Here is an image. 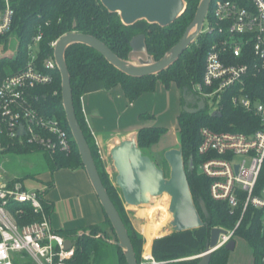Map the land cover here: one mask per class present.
<instances>
[{
	"label": "trees",
	"instance_id": "trees-1",
	"mask_svg": "<svg viewBox=\"0 0 264 264\" xmlns=\"http://www.w3.org/2000/svg\"><path fill=\"white\" fill-rule=\"evenodd\" d=\"M184 1L186 4L185 11L180 18L172 25L161 28L158 25H149L145 21L136 22L134 26H126L121 22L120 16L107 11L101 5L100 0H14L15 16L12 30L7 35L0 37V42L7 41L10 36L14 35L19 44V55L13 60L0 58V83L5 78L13 76V74L27 67L30 60L28 49L31 40L39 32H42L43 37L36 57L38 65L43 64L52 55L51 42L64 34L73 32L92 35L100 42L105 43L117 57L126 61H131V39L135 35L142 34L145 37L147 55L152 57L154 61H158L180 41L179 39L193 20L201 0ZM208 23L212 26L215 25L211 10L208 14ZM216 37L215 28L211 32L201 33L196 38V42L182 54L181 58L164 72L151 77L136 79L118 72L91 47L74 44L65 51L64 58L70 74V88H72L76 119H78L82 133L85 135L89 149H91L107 194L110 195L123 224L126 225L138 264L141 262L140 252L144 240L142 238L138 242L134 240L129 232L126 220L121 210H119V200L112 195L114 187L110 184L107 175L104 174V168L98 158L94 139L83 116L80 99L91 91L111 90L121 87L127 101L134 103L141 95L154 92L157 82H161L166 89L170 88L171 83H175L181 92L184 88H188L190 91L195 84L202 80L205 57ZM52 75V83L36 87L31 91L32 104L40 114L53 116L61 120L67 134L72 139V151L69 154L44 152L45 158L47 157L48 160L47 166L51 173L61 169L77 170V168L84 166L81 163L79 150H77L65 119L61 101V75L58 71H54ZM246 81L250 93L251 87L258 88L263 85L260 77H253L252 75H249ZM181 101L184 105L182 97ZM221 115V117H212V115L207 114L205 109L194 115L182 110L178 115L177 132L180 135V147L187 171L190 193H192L194 205L199 211L203 224L198 229L180 233L173 232L171 237L155 239L152 248L155 263L198 264L200 259H191L190 257L201 255L209 242L211 230L220 227L228 231L234 230V239L238 237L249 244L253 253L252 264H264V225L261 222V211L249 207L239 222L242 208L238 207L231 211L226 203L213 201L208 192V179L198 175L197 172L199 163L202 160L201 155L198 154L199 129L201 127H207L217 132L245 133L250 132L248 124L255 125L257 123L251 115L233 108L227 97L223 99ZM140 117L144 120H152L153 118L148 114L140 115ZM137 133V147L144 153L153 144L158 143L167 133V130L163 127L152 126L142 127ZM38 151L33 147L15 146L0 151V156L8 152L30 154ZM190 162L194 165L193 170L186 166ZM18 181L20 180L18 179ZM50 188L51 183L48 189ZM200 202L204 203L208 213L207 216L202 212ZM43 206L45 211L50 214L53 207L51 202L45 199ZM107 225L110 226V223L106 217L104 224L93 225L94 227L86 229L90 231L89 234H86V232L77 234L79 231L57 232L62 237L64 236L74 242V258L68 264H127L126 257L118 245L107 243L103 239L92 236L94 232H101ZM110 227L115 235L112 226ZM190 235H193L191 239H189ZM109 247L115 248L116 256L115 258L111 257L110 262L106 261L103 256V249ZM212 254L209 264H229L230 252L225 250L224 247L218 248Z\"/></svg>",
	"mask_w": 264,
	"mask_h": 264
},
{
	"label": "built area",
	"instance_id": "built-area-1",
	"mask_svg": "<svg viewBox=\"0 0 264 264\" xmlns=\"http://www.w3.org/2000/svg\"><path fill=\"white\" fill-rule=\"evenodd\" d=\"M13 2L0 0V37L12 30ZM211 13L215 25L208 23L207 15V32L215 28L217 37L194 94L205 100L210 115L221 113L227 97L233 108L257 123L248 124L250 132L245 133L201 127L198 154L202 160L197 171L208 179L213 201L226 203L231 211L242 208L239 222L252 207L261 211L264 225V0H218ZM42 37L39 32L32 38L27 67L0 83V151L15 146L51 154L72 151V139L61 120L40 114L32 104L31 91L52 83V73L58 71L53 52L43 64L36 61ZM57 40L51 42L53 51ZM249 75L260 77L263 84L251 87V93L246 84ZM21 126L23 135H18ZM44 196L43 191L26 189L21 181L0 174V264H68L74 258V242L51 227ZM233 237L234 230L220 234L217 248ZM66 240L73 243L69 250ZM144 259L141 264H158L151 256Z\"/></svg>",
	"mask_w": 264,
	"mask_h": 264
},
{
	"label": "water",
	"instance_id": "water-1",
	"mask_svg": "<svg viewBox=\"0 0 264 264\" xmlns=\"http://www.w3.org/2000/svg\"><path fill=\"white\" fill-rule=\"evenodd\" d=\"M211 2L212 0L199 2L195 16L179 39L180 41L158 61H154L152 57L147 55L145 37L142 34L135 35L130 43L131 58L137 57L135 63L117 57L105 43L100 42L92 35L73 32L64 34L56 41L53 58H55L58 72L61 75V101L65 119L95 195H97L101 208L114 230L117 241L112 243L121 248L127 264H138L137 257L129 239L126 225L123 224L118 210H116L110 195L107 194L91 149H89L85 135L82 133L78 119H76L72 88H70V74L67 70L64 54L68 47L74 44H82L94 49L118 72H122L128 77L136 79L158 75L177 62L202 33ZM100 3L110 13L120 16L121 22L126 26H134L136 22L145 21L149 25L154 24L161 28L170 26L179 19L185 11L186 5L184 0H100ZM187 91V88L183 89V97ZM196 99L198 104L195 109L189 108L186 102L183 110L193 115L204 110L206 108L205 100L200 97ZM211 115L212 117L222 116L220 112H213ZM18 135H23L22 126ZM110 157L116 170V186L119 188L125 204L139 207L151 203L150 197L167 195L170 199L168 209L169 213L173 215L171 224L174 232H186L202 226L199 211L195 207L192 193H190L181 148L169 149L164 153V160L170 167L168 178H165L163 170L137 147V140H115L110 151ZM200 208L207 216V209L203 202H200ZM220 234H226V230L220 227L211 230L205 250L201 255L195 257L200 259L198 264L210 263L212 253L218 249ZM65 242L66 250L72 248V242L69 240ZM235 244V239H232L224 246V249L232 252Z\"/></svg>",
	"mask_w": 264,
	"mask_h": 264
},
{
	"label": "crops",
	"instance_id": "crops-1",
	"mask_svg": "<svg viewBox=\"0 0 264 264\" xmlns=\"http://www.w3.org/2000/svg\"><path fill=\"white\" fill-rule=\"evenodd\" d=\"M156 86L154 92L141 95L134 103L127 101L121 87L91 91L81 97L80 104H82L83 116L94 139L98 154L103 152L110 155L115 140L133 139L136 141L137 132L142 127L155 126L167 130L161 122L162 116L160 117L163 102L157 103L155 101L167 89H169L170 96L171 93L175 96L176 106L174 109L177 111L174 114H176L175 130L177 132L178 115L186 102L189 104L188 100L191 94H186L183 97V92L181 94L180 89L172 84L167 89L161 82H157ZM167 103L169 107H172L170 99ZM143 114L153 117L152 120L142 119L140 115ZM177 135L178 137L174 141H170L168 145L164 146L165 152L169 149L180 148L179 132ZM39 181L41 184L37 188L31 189L46 191L44 197L53 206L50 213V224L56 232H78L106 222V215L84 167H79L77 170L61 169L53 173L50 172L49 176L41 177ZM50 183L51 188L48 189ZM151 257L153 258V256ZM252 263L253 257L246 264Z\"/></svg>",
	"mask_w": 264,
	"mask_h": 264
},
{
	"label": "rangeland",
	"instance_id": "rangeland-1",
	"mask_svg": "<svg viewBox=\"0 0 264 264\" xmlns=\"http://www.w3.org/2000/svg\"><path fill=\"white\" fill-rule=\"evenodd\" d=\"M218 0H212L210 5V10L212 6L217 2ZM209 28V24L207 22L204 23L203 32H207ZM197 40V39H196ZM196 42V41H195ZM194 42V43H195ZM193 43V44H194ZM19 55V44L17 38L12 35L10 36L7 41L0 42V58H8V59H15ZM132 62H137V57L131 58ZM172 85L176 86L175 83H171ZM188 90V88H187ZM183 92V91H182ZM181 92V94H182ZM186 94H192L194 95V89L193 87L191 90L187 91ZM173 93H169V89H167L163 95L160 98H157L155 101L157 103L163 102V108L160 109V117L161 122L164 124L163 126L167 128V133L163 136V138L158 142V145L153 144L154 146L151 147L148 150H145V155L150 157V159L156 163L164 172L165 178H168L170 167L164 160V152L163 150L164 146L168 145V142L174 141L178 135L175 130V123H176V111L174 109V106H176V101L174 100ZM159 96V95H158ZM170 96V97H168ZM170 99L171 106H168L167 101ZM167 104V107H166ZM211 109L206 110L207 114L211 113ZM210 115V114H209ZM180 147V146H179ZM181 148V147H180ZM98 158L100 160V163L102 164L104 168V174L107 175L108 180L111 185L114 187L113 196L115 199L119 200V210H121L123 217L126 220V224L128 225L129 232L133 236L134 240L136 242L140 241V238H142L143 244L141 245V252H140V264L142 262H145L144 256H146L145 253V245L147 243V240L144 236V231L147 228L149 224V219L147 218V211H152L153 209L158 211L156 214V217H161V213L164 210V199L158 198L154 201V203H149L152 207L147 209L145 208L144 204L142 206L136 207L135 209H131L130 206L125 204L123 197L120 193L119 188L116 186V170L114 168V165L112 164V160L110 155H106L105 153H99ZM47 157L45 158V153L38 151L33 152L30 154H21V153H14V152H8L5 154H2L0 156V174L1 176L5 177L8 180H20L26 189L31 188H37L41 182L39 181L41 177L49 176L50 171L47 166ZM147 205V204H145ZM163 206V207H162ZM159 207L160 210L157 208ZM153 210V211H154ZM168 223V222H167ZM163 228V235L159 237H155L152 241L149 255H152V248L155 239H162V238H168L171 237L173 231L172 224H167ZM81 232H86V234H89V230L79 231L77 234ZM93 237L97 239H103L107 243H112L114 241H117L116 236L113 234V231L110 226L107 225V227H104L101 232H94L92 235ZM193 237V235L189 236ZM236 247L232 252H230L229 257V263L230 264H246L249 260L252 259V253L249 244L241 239L236 237ZM113 244V243H112ZM138 247V245H137ZM194 247V246H193ZM144 248V249H143ZM103 256L105 257L106 261L110 262L111 257L115 258V248H107L103 249ZM139 252V250H138ZM197 256L190 257L191 259H195ZM154 260V259H153ZM157 263V262H156Z\"/></svg>",
	"mask_w": 264,
	"mask_h": 264
},
{
	"label": "bare ground",
	"instance_id": "bare-ground-1",
	"mask_svg": "<svg viewBox=\"0 0 264 264\" xmlns=\"http://www.w3.org/2000/svg\"><path fill=\"white\" fill-rule=\"evenodd\" d=\"M159 197L164 199V208H163L164 210L161 213L162 216L158 217V218L156 217V214H157L156 211H158L157 209H156V211L154 209H153L154 211L153 210L147 211V218L149 219V224L144 231V236L147 240V243L145 245V253H144L146 256H144V258H149L151 256V255H149V250H150L153 239L155 237H159V236L163 235L164 226L166 225L167 222H168L167 224H171L172 220H173V215L171 213H169V209H168L170 199L167 195L150 197L151 203H154V201L156 199H158ZM140 206H142V205H140ZM144 206L147 209L152 207L149 204H147V205L144 204ZM130 207H131V209L136 208V207H132V206H130ZM157 208L160 210L159 207H157Z\"/></svg>",
	"mask_w": 264,
	"mask_h": 264
},
{
	"label": "flooded vegetation",
	"instance_id": "flooded-vegetation-1",
	"mask_svg": "<svg viewBox=\"0 0 264 264\" xmlns=\"http://www.w3.org/2000/svg\"><path fill=\"white\" fill-rule=\"evenodd\" d=\"M197 96L195 95H192L191 94V97L190 99L188 100L189 101V104H188V107L191 108V109H195L197 107V104H198V101H197ZM189 167V169L193 170L194 169V165L193 163H189V165H186ZM198 172V171H197ZM199 175V174H198Z\"/></svg>",
	"mask_w": 264,
	"mask_h": 264
}]
</instances>
